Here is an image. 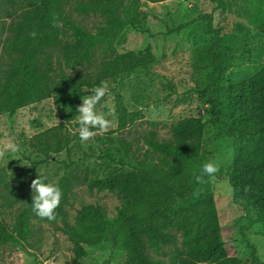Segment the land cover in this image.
Returning <instances> with one entry per match:
<instances>
[{
  "label": "trees",
  "instance_id": "1",
  "mask_svg": "<svg viewBox=\"0 0 264 264\" xmlns=\"http://www.w3.org/2000/svg\"><path fill=\"white\" fill-rule=\"evenodd\" d=\"M150 1L162 0H0V113L12 116L21 107L52 97L60 116L57 124L30 138V147L40 156L37 164L79 143L83 133L71 125H81L77 117L87 93L157 60L150 44L140 50L116 47L127 27L144 29L148 15L142 6ZM211 1L213 9L197 19L206 22L212 37L196 48L194 60L210 68L204 91L212 92V122L219 135L233 142L228 176L233 199L244 206L250 225L262 223L264 235V66L245 78L226 76L232 57L221 40L238 31L223 32L213 24L214 11H231V1ZM69 6L103 20L91 29L72 17ZM238 8L251 23L264 27V0H242ZM197 19L171 30L180 31ZM97 52L101 58L93 66ZM115 114L117 127L109 134L145 116L142 109H129L120 91L115 93ZM204 135L203 118L189 115L174 123L170 138H160L154 128L145 130L135 146L119 137L126 155L105 150L102 156L116 165L104 173L96 174L95 167L82 162L55 181L38 177L35 191L25 189L23 182L11 184L0 167V207L19 204L10 227L0 210V244L28 241L34 220L62 221L58 226L72 243L73 263L88 256V246L105 241L124 252L122 264L240 263L225 245ZM76 183L120 195L117 213L109 216L101 205L88 203L69 221L65 205ZM42 189L57 200L43 195ZM254 259L259 262L256 254Z\"/></svg>",
  "mask_w": 264,
  "mask_h": 264
},
{
  "label": "rangeland",
  "instance_id": "2",
  "mask_svg": "<svg viewBox=\"0 0 264 264\" xmlns=\"http://www.w3.org/2000/svg\"><path fill=\"white\" fill-rule=\"evenodd\" d=\"M231 11H214L213 24L223 32L237 28L236 33L224 37V44L232 57L228 78H245L264 66V27L251 23L245 10L238 8L242 0H230ZM215 3L211 0H162L147 2L142 8L147 13L144 29L127 27L119 37L118 51L140 50L149 44L157 56L146 69L139 68L132 74L110 79L97 92L87 93L81 103L77 121L83 136L70 151L54 155L44 163L37 164L38 153L30 147V138L60 121L52 97L17 110L9 116L0 113V167H4L11 184L23 182L25 189L35 191L38 177L55 181L67 170L79 168L82 162L95 167L102 174L116 162L102 156L111 149L117 155H126L119 137L133 141L134 146L141 134L150 128L158 131L160 138H170L171 128L179 119L195 115L205 121L204 150L213 171L212 184L218 206L225 245L231 255L240 259L238 264H264V235L262 223L249 224L248 213L243 205L233 199L229 183V170L233 159L232 139L218 134V126L212 122L211 90L204 91L210 76V68L198 66L194 60L196 48L207 44L212 34L205 30L206 22L197 19L209 12ZM72 17L91 29L101 24L99 14H80L71 6ZM197 19L180 31L174 27L185 21ZM1 25V23H0ZM3 34L0 35V39ZM1 43V40H0ZM1 54V47H0ZM58 57L57 51L54 52ZM101 58L97 52L93 66ZM92 66V67H93ZM91 67V66H90ZM69 73L77 70L67 69ZM120 91L129 109H142L144 118L122 131L109 134L117 127L115 93ZM127 160L131 158L127 157ZM42 194L52 200L47 189ZM121 197L110 190L89 189L83 183L73 185L65 211L73 222L76 211L84 204H99L109 216L117 213ZM18 205L0 207L1 217L12 226ZM57 223L34 220L33 234L22 243L0 244V264H122L124 252L116 249L111 241L88 246L89 254L78 263H73L72 243ZM181 239L178 232V240ZM166 250H171L166 247ZM259 262L255 263L254 255Z\"/></svg>",
  "mask_w": 264,
  "mask_h": 264
}]
</instances>
